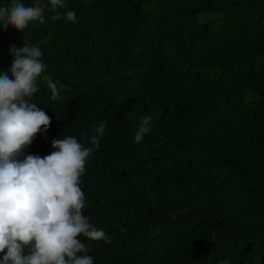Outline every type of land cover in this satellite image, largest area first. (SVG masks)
<instances>
[{"label": "rangeland", "instance_id": "rangeland-1", "mask_svg": "<svg viewBox=\"0 0 264 264\" xmlns=\"http://www.w3.org/2000/svg\"><path fill=\"white\" fill-rule=\"evenodd\" d=\"M65 3L59 20L46 9L43 24L0 29V71L12 46L36 45L65 85L53 101L39 84L33 101L51 125L24 156L107 125L80 185L85 216L112 238L79 237L94 264H264L253 247L238 251L264 238V0ZM146 115L151 131L137 144ZM243 145L262 155L239 156ZM118 218L132 227L112 229Z\"/></svg>", "mask_w": 264, "mask_h": 264}, {"label": "clouds", "instance_id": "clouds-1", "mask_svg": "<svg viewBox=\"0 0 264 264\" xmlns=\"http://www.w3.org/2000/svg\"><path fill=\"white\" fill-rule=\"evenodd\" d=\"M66 7L65 0H35L32 6L11 0L0 8V29L24 32L30 23L45 22L46 9L56 13L51 17L56 21L61 19L58 10ZM64 16L76 22L74 11ZM10 51V68L0 71V264H94L79 237L107 244L112 238L85 216L80 185L107 125L93 124V134H85L84 142L68 135L52 139L53 151L46 156H24L37 134L43 136L51 125V118L33 101L39 84H46L53 101L61 99L65 85L47 73L40 47L24 43ZM151 125V116L141 118L135 143L144 140Z\"/></svg>", "mask_w": 264, "mask_h": 264}, {"label": "trees", "instance_id": "trees-1", "mask_svg": "<svg viewBox=\"0 0 264 264\" xmlns=\"http://www.w3.org/2000/svg\"><path fill=\"white\" fill-rule=\"evenodd\" d=\"M183 107H185L184 104H181L179 109ZM262 141L264 142V140ZM238 150H239V156L243 155L246 152H247V157L249 158H257L262 155V153L259 150L258 145L252 149L249 148V146L243 145L242 148H239ZM110 225L112 229H116V230L127 229V227H132V223L129 220H123L120 218H118L117 222H112ZM220 239H223V238H220ZM250 243H249L250 246H248V244L240 246L241 250L238 248L239 253H244L246 252V250L249 249V247L251 248L253 247L252 249L258 251L259 253V260L260 261L264 260V238H258V239L252 240V242ZM220 247H222L221 242L219 244L213 243V249H216V251H218ZM242 264H247V260L242 261Z\"/></svg>", "mask_w": 264, "mask_h": 264}]
</instances>
